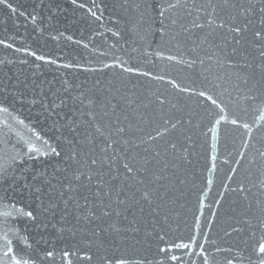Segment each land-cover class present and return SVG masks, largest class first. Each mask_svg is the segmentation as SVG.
Wrapping results in <instances>:
<instances>
[{
    "label": "snow or ice",
    "instance_id": "6c2138e0",
    "mask_svg": "<svg viewBox=\"0 0 264 264\" xmlns=\"http://www.w3.org/2000/svg\"><path fill=\"white\" fill-rule=\"evenodd\" d=\"M71 2L95 21H102L106 6H102L97 0H92L91 5L87 0ZM0 4H7L13 13L17 12L8 0H0ZM256 5L257 0H134L131 5L128 0H124L121 7L126 13L139 14L136 19L128 17L131 26L125 22V30L130 40L124 39L125 31L119 28H109L107 31L124 40L123 47L127 48L125 55L129 56V60L135 58L132 54L137 51L132 45L147 41L148 48L154 46L151 53L154 57L166 60L172 65L195 70L199 61L200 70L194 71L195 79L192 80L193 85L198 83L199 86H182L174 78L166 79L165 75L141 71L140 68L119 59L112 65L103 64L102 68L119 67L128 74L164 81L179 93L197 97L204 110L203 119L200 121L204 128L202 134L210 139L213 153L221 138L223 126L230 125L246 134L242 138L239 158L236 159V164L239 165L247 156L246 150L254 147L253 131L264 128V0H259L258 8ZM226 12L230 21L227 26L230 37H222L221 44L217 42L219 38L214 33L218 28H225ZM257 14L260 26L254 30V39L249 44L258 49V57L249 62L247 52L239 51L237 46L243 42V33L249 30V26L254 25ZM20 15L25 13L21 12ZM28 15L35 23L37 16ZM240 20L243 21L242 24L238 22ZM113 22L119 25L121 18L114 17ZM205 29L208 31L205 32ZM195 31L203 32V37L197 36L193 39ZM68 39L71 40L72 37L69 36ZM3 43L4 41L0 40V44ZM166 44H172L177 49V54L165 55ZM204 44H207L208 50L205 51V58L201 59L194 54ZM229 44L233 45L230 54L225 52ZM83 46L88 47L87 44ZM145 51L147 52V49ZM28 54L38 61L56 64V60L37 55L34 51ZM185 54L190 58H186ZM213 56H216V68H223L226 64L235 71L231 74L214 71ZM206 60L208 65L204 67ZM126 64L128 66H125ZM96 83L99 85L100 82ZM226 83H230V87L225 86ZM25 87L27 88V85ZM71 87L67 81L64 82L65 92ZM118 91L111 87L101 88L88 94L82 91L67 98L60 97L57 91L52 93L50 101L42 104L48 119L55 116V119H52L54 137L46 138L33 129V138L25 142L27 151L17 153L7 163H0V184H8V188L21 200L27 195L32 201L31 204L17 206L16 201L5 204L4 197L0 196V206L8 209L0 212L3 223L6 224L8 218L15 213L16 219L26 218L35 223L37 230L46 228L48 214L54 215L61 203L64 205L62 220L69 214L70 205L76 210L77 222L81 219L90 222V219L97 220L113 215L120 217L137 205H140L139 211L143 212L145 204L155 220V216L159 215L166 202L169 188V185L164 183L169 179L167 156L172 155L179 159L181 139H192L190 135H186V131L192 127L191 118L185 121L183 118L177 119L174 114L170 115L163 107L169 101L160 96L156 97L160 105L159 111L154 110L151 113L141 110L147 109L148 104L132 108L131 105L135 102L133 99H127L122 105L125 97L119 96ZM232 91L237 93L236 98L232 97ZM32 103L40 101L34 99ZM171 108L176 109L177 105L172 104ZM7 111L6 107L0 105V112ZM184 151L187 152V149ZM215 159L216 156L213 155L212 160ZM257 159L260 164L255 176L252 169H249L239 188L233 191L244 194L257 184L264 191V145L255 149V155L249 160V164H253ZM37 161L42 162V167H35ZM161 164L162 167L159 166ZM214 169L215 164L209 169L207 187L199 196V214L194 218L191 233L186 237L166 239L169 232L161 228L156 234L155 259L141 264H244L243 256H233L223 261L216 259L221 252H233L232 248L214 247L209 251L210 243L215 245L216 242L209 241V231L203 229L204 222L201 218L204 216V209L209 207L206 199L213 184L211 173ZM236 172L237 168L233 167L232 173ZM231 178L230 176L229 179ZM115 181L119 183H113ZM246 182L249 184L248 188H245ZM93 184L96 188L94 192L91 191ZM45 188L47 192H44ZM219 195L222 197L224 193ZM244 198L248 199L247 196ZM81 200L83 204L80 203ZM215 203L220 205L221 200L217 199ZM32 204L35 205L34 208ZM257 211L259 215L255 216ZM40 213L44 214L46 219L37 223ZM245 214H252L256 224L253 225L252 218L236 220V227L229 225L230 232H225V235L242 232L247 226L253 229L252 237H256L258 230L259 238L245 244L248 251L247 264H264V200L257 199L255 208L249 201ZM216 215V209H211L212 218L206 221L209 227L214 223ZM131 223H137L135 217ZM110 227L113 231H120L116 223H112ZM100 231L107 229L97 230ZM0 240V264H36V259L30 251L33 245L28 242L27 236L18 238V243L23 244L24 251H20L13 240L9 239V232L0 236ZM243 251L244 249L241 250ZM76 254L65 250L61 253V258L65 264H72L71 257ZM55 255V251L43 253L44 258H54ZM87 258L91 259L90 256ZM116 264L128 262L121 259Z\"/></svg>",
    "mask_w": 264,
    "mask_h": 264
},
{
    "label": "water",
    "instance_id": "95a60500",
    "mask_svg": "<svg viewBox=\"0 0 264 264\" xmlns=\"http://www.w3.org/2000/svg\"><path fill=\"white\" fill-rule=\"evenodd\" d=\"M97 2L106 6L102 21H95L87 16L83 10L73 5L71 0H8V3L17 9L16 13H13L7 4H0V40L4 41L0 44V105L8 109L7 112H0V163H7L12 156L27 151L25 142L33 138V129L46 138L54 137L52 119H55V116L48 119L47 112L42 108L44 102L52 99L53 92L59 91L60 97L67 98L78 95L82 91L88 94L101 88L111 87L113 90H119V96L125 97L122 105L127 99H133L135 102L131 105L132 108L148 104L147 109L141 108V110L149 113L154 110L159 111L160 105L156 97L160 96L169 101L163 106L166 112L185 121L191 118L192 123V127L186 131V135H190L192 139H181L179 159L172 155L167 156L169 179L164 183L168 184L169 188L166 202L159 215L155 216V220L145 204L143 212L139 211L140 205H137L129 213L122 214L120 217L113 215L97 220L90 219V222L83 219L77 222L76 210L71 205L69 214L62 220L64 205L61 203L54 215L48 214V227L39 230L36 229L35 223L26 218L16 219L15 213L8 218L6 224L2 222L3 217H0V236L9 232V239L13 240L20 251L25 249L22 243H18V238L27 236L28 242L33 245L30 251L36 259V264H65L61 258V253L65 250L77 253L71 257L72 264H116L121 259L128 264H141L144 261L154 260L157 247L156 234L161 228L169 232V237L166 239L176 236L186 237L191 233L194 218L199 214V196L207 187L209 169L215 164V169L211 173L213 184L206 199L209 207L204 209V216L201 218L204 222L203 229L209 231V241L216 242L215 245L210 243L209 251H212L214 247L232 248L233 252H221L216 259L223 261L233 256H243L244 264H247L248 251L245 244L258 239L260 232L257 230L256 237H252L253 229L247 226L242 232H231L230 235H225V232H230L229 225L236 227V220L252 218V214L247 216L245 214L249 201L255 208L257 199L264 200V191L258 184L244 194L233 191L239 188L249 169H252L254 176L256 174L260 161L257 159L253 164H249V160L255 155V149L264 145V128L253 131L254 147L246 150L247 156L239 165L236 164V159L239 158L242 138L246 135L242 130L233 129L230 125L223 126L221 138L213 153L210 139L202 134L204 128L200 121L203 119L204 110L197 97L179 93L164 81L128 74L119 67L102 68L103 64L112 65L119 59L140 68L141 71L165 75L166 79L174 78L182 86L198 87V83L193 85L192 80L195 79L194 71L200 70L199 61L195 70L172 65L166 60L154 57L151 54L154 46L148 48L147 41L132 45L137 51L132 54L135 58L129 60V56L125 55L127 48L123 47L124 40L114 37L107 29L119 28L125 31L124 39L130 40L125 30V22L127 21L131 26L128 17L132 16L136 19L139 14L126 13L121 7L124 0H97ZM87 3L91 5L92 0H87ZM128 3L131 5L134 0H128ZM256 6L259 7V0ZM21 12L25 15H20ZM28 14L37 16L35 23ZM114 17L121 18L119 25L114 24ZM224 21L225 28H218L214 33L219 38L217 42L221 44L222 37H230L227 31L230 23L227 12L224 13ZM238 22L243 23L242 20ZM259 26L257 14L254 25L249 26V30L243 33V42L237 46L239 51L247 52L249 62L255 61L258 57V49L252 47L249 42L253 41V32ZM69 36L72 37L71 40L68 39ZM197 36L202 38L203 32L195 31L193 39ZM197 43H199L198 40ZM84 44L88 47L85 48ZM232 47L233 45L229 44L225 52L230 54ZM207 50V44L201 45L194 55L204 59ZM33 51L37 55L56 60V64L36 60L34 56L28 54ZM164 52L165 55H176L177 49L172 44H166ZM185 56L190 58L187 54ZM215 61L216 56H213L214 71L222 74H231L235 71L226 64L223 68H216ZM65 65L72 66L65 67ZM207 65L206 60L204 67ZM65 81L72 86L66 92L64 91ZM97 81L100 82L99 85ZM232 82L234 83V80ZM77 85L79 87H76ZM225 86L230 87V83H226ZM232 97H237L235 91H232ZM34 99L39 100L40 103H32ZM172 104H176L177 108H171ZM185 148L187 152L184 151ZM213 155L216 156L214 161ZM159 166L162 167L163 164ZM35 167H42V162L37 161ZM233 167L237 168L236 173H232ZM230 176L231 179H229ZM252 182L255 183V180ZM113 183L118 184L119 181ZM248 187L249 184L246 182L245 188ZM95 190L93 184L91 191ZM47 191L45 188L44 192ZM222 192L224 195L221 197L219 194ZM86 194L90 195V193ZM0 196L4 197L5 204H11L13 201L17 202V206L32 203L30 196L26 195L21 200L6 183L0 184ZM245 196L248 197L247 200ZM217 199L221 200L220 205H216ZM107 202L106 199L105 203ZM80 203L83 204V200ZM32 207L34 208L35 205L32 204ZM213 208L216 209L217 215L214 223L209 227L206 221L212 218L211 209ZM7 210L0 206V212ZM254 215L258 216V211ZM133 217L137 223H131ZM165 217H167L166 220ZM45 219V215L40 213L37 223ZM112 223H116L120 229L119 232L113 231L110 227ZM252 223L256 224L255 218H252ZM98 229H107V231L97 232ZM200 238L203 239V236ZM242 249H244L243 252H241ZM46 251H55V257L44 258L43 253ZM89 256L91 259L87 258Z\"/></svg>",
    "mask_w": 264,
    "mask_h": 264
}]
</instances>
